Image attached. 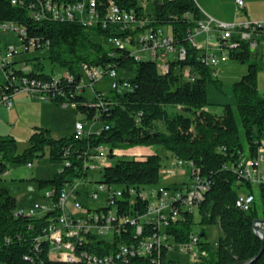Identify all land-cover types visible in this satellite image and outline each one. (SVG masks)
<instances>
[{"label":"trees","instance_id":"16d2710c","mask_svg":"<svg viewBox=\"0 0 264 264\" xmlns=\"http://www.w3.org/2000/svg\"><path fill=\"white\" fill-rule=\"evenodd\" d=\"M11 1L0 0V23L12 22L25 28L21 42L26 49L20 54L27 52L28 43L33 40L34 51L48 49L50 62L66 71L63 75L48 74L38 57H17L10 74L15 80L11 92L14 93L23 80L34 81V87L46 95L48 101L57 105L73 104L85 121L99 123L100 128L85 127L81 137L72 132L58 139L40 129L30 136L28 147L20 153L12 137L0 136V180L9 163L27 165L45 150L50 163L61 165V170L50 179H32L37 182L41 197L44 192L52 191L46 211L28 214L6 189L0 188V264L149 263L150 258L157 257L156 253L146 257L121 255L120 247L129 248L152 235L156 228L151 222L143 224L140 235L134 233V226L129 222L123 221L119 226L116 220H112V224L119 227V231L109 239L88 231L84 239L75 243L72 262L52 257L47 236L59 215L58 195L77 179H89L92 183L120 190L121 197L113 198L118 218L126 220L132 212L144 215L147 201L141 200V194L149 195L152 188H160L162 157L158 147L167 151L174 162L180 161L189 169V179L199 177L208 185L194 212H188L179 202H172L179 216L169 220L164 234L174 244H184L193 233V226H200V231L194 234L198 238L196 245L204 255L194 264H264V249L260 252L261 242L252 228L253 220H264V183L256 186L260 216L253 208L254 203L248 212L239 210L235 207V199L240 193L253 194V185L240 170L233 168L237 159L245 155L241 149V132L250 133L253 128L264 127V100L257 90V74L264 63L257 61L255 51L251 52L246 42L228 51L227 59L246 65V73L232 86L235 106L224 105L221 112L215 114L206 109V84L218 82L214 67L207 65V55L187 40L191 29L201 19L194 0H152L148 11L137 0H96L95 21L90 25L77 18L57 20L46 10L43 19L35 21L33 17L46 2L58 10L75 0H16V5ZM110 4L149 20L153 32L157 27H166L172 44L185 49V58H170L168 70L160 72L148 53L147 59H143L142 55H132L127 47L110 45L106 48L92 41L91 33L105 40L110 36L122 40L130 36V32L113 33L102 28ZM258 34L264 42V29ZM21 64L27 65L29 70L23 71ZM83 67L102 69L104 75L114 70L116 87L108 94H101L93 85L92 96L86 97L85 91L78 89ZM184 68H189L192 80L182 77ZM120 70L134 72V76L119 78ZM124 83L130 87H124ZM43 84L46 89L42 88ZM100 146L107 149L106 161L99 178L92 180L86 170L91 161L89 155ZM141 147L156 150L138 156L117 154ZM260 148L264 161V142L260 139L248 146L247 156L257 159ZM84 209L89 215L98 216L89 220L97 226L104 222L109 210L100 203H85ZM213 225H218L221 233L214 246L207 242L204 231L205 227ZM159 257L166 264L177 263L164 248Z\"/></svg>","mask_w":264,"mask_h":264},{"label":"built area","instance_id":"2783aa9c","mask_svg":"<svg viewBox=\"0 0 264 264\" xmlns=\"http://www.w3.org/2000/svg\"><path fill=\"white\" fill-rule=\"evenodd\" d=\"M138 3L145 8L147 2L152 0H137ZM237 10L243 8V0H232ZM11 3L16 5V0H12ZM95 5L96 0H75V2L60 6L58 10L56 7H52L48 2L44 6H40L38 12L33 13L35 21L43 19L45 13L52 12V15L57 20H72L77 18L83 20L89 25L94 23L95 18ZM86 15L88 19H84ZM102 28L109 29L114 33L130 32L125 40L121 38L110 36L106 40L114 47H127L132 55H137L139 52H147L151 58H153L158 66L160 72H166L169 68L170 54L174 55V59H184L186 51L183 47H176L172 44L173 39L169 31H163L160 28H155L153 32L150 26V21L136 17L133 11H126L119 8L117 5L110 4L107 10V15L101 23ZM135 29L139 30V35L136 38L133 36ZM264 29V21L256 22H245V23H223L214 20L213 18L200 19L196 26L191 29L190 35L187 37L188 43L195 47L197 50L205 53L206 64L215 67L220 60L227 59V53L230 49H236L240 42H246L251 52L255 51L260 41L263 42L258 34L259 30ZM215 30L217 33V43L209 48L207 35L210 31ZM258 31V32H257ZM11 37H18L21 44V50L25 47L22 45L21 39L26 34L24 27L12 23L2 22L0 23V105L9 109L13 106V98L15 94L19 92H27L30 94L37 95L40 100L48 101L46 95L34 87V81L27 82L23 80L19 84V88L15 92H11V87L14 85V78L10 77L12 67L14 66L13 61L17 58L21 51H16V47L9 41L7 34ZM132 34V35H131ZM205 36V44L201 45L196 41L198 35ZM132 40L134 44L132 43ZM264 43V42H263ZM136 45L140 46L139 48ZM136 48V49H134ZM26 49V48H25ZM34 41L31 40L28 43L27 52L34 51ZM43 50V49H42ZM226 51V54L221 52ZM26 52V51H25ZM23 71H28L27 65H20ZM82 78L85 74L91 83V88L94 82L104 76L102 69L98 68H87L81 69ZM189 68H184L182 71V77L185 79L192 80ZM107 75L111 79L110 89L116 87V73L114 70L108 71ZM124 87L129 88L128 83L123 84ZM43 89H46V85H42ZM78 89L85 91V85L83 80L79 85ZM73 104H62L61 106L66 107ZM94 123V122H93ZM75 130L73 133L77 137H81L84 134V123L78 121L74 126ZM262 149L258 150L257 159L253 160L247 155H242L237 159V163L234 164L233 168L240 170L244 174L245 178L253 185L264 183V168H263V157ZM107 149L105 147H98L95 151L89 155L90 162L88 163V175L91 171L98 172L102 171L103 165L106 161ZM27 167H31V163L27 164ZM174 167L182 169L183 163L180 161L174 162ZM5 175V174H4ZM90 177V175H89ZM91 178V177H90ZM82 186L81 189L79 186ZM207 183L204 179L199 177L190 178L184 185L175 187L174 190L169 188L160 187L152 188L149 195L141 194V200L147 201V211L144 215H136L130 213L126 220L118 218L115 215V204L113 198L121 197V191L118 189H110L102 184L92 183L89 179L82 180L77 179L71 182L60 194L58 195V207L59 215L55 219L54 225H52L48 232V240L51 244V255L55 259H59L63 262H72L75 259L74 250L75 243L81 241L85 237V233L93 231L96 234L103 236L113 237L115 233H118L119 227L112 224V220H116L120 226V223L125 221L129 222L134 226V233L140 235L142 233V226L146 222H151L155 225L156 231L152 235L148 236L137 242L136 244L120 247V254L129 253L131 256H151L156 253L157 257L150 258V262L147 264H166L161 261L159 252L164 248L167 254L171 255L172 251L176 249L182 254L188 255V261L185 263H173V264H194L200 255H204L197 247L198 238L194 233L189 235L187 243L176 245L172 239L164 234V227L168 224L169 220H175L179 216V212L174 208L172 202H179L182 208H186L188 212L196 211L201 200L203 199V193L207 190ZM133 191H130L132 195ZM50 194L52 191L44 192L42 195V201L35 203L31 208L25 211L28 214H35L37 210L46 211L48 210V203ZM70 196H73V207L76 210H84L81 214H71L66 207V202ZM86 199L94 202V204L106 205L109 210L107 215L104 217V222L97 226L90 224L89 220L98 217L97 215H89L85 212L84 204ZM46 201V203H43ZM132 202V201H131ZM88 203V202H87ZM254 203V195L250 193H240L235 199V207L239 210L248 212ZM102 217V216H101Z\"/></svg>","mask_w":264,"mask_h":264},{"label":"rangeland","instance_id":"374dc122","mask_svg":"<svg viewBox=\"0 0 264 264\" xmlns=\"http://www.w3.org/2000/svg\"><path fill=\"white\" fill-rule=\"evenodd\" d=\"M197 6L203 13V8L201 2H204L209 6L210 10L214 11L217 17L214 18L218 21H222L224 17L228 14L230 17L234 16L235 6L232 0H194ZM244 1V0H243ZM203 3V4H204ZM205 5V4H204ZM151 4L147 2L145 8L148 11ZM258 7V15L264 14V2L256 5ZM244 16L240 11L238 13V20ZM84 19H88L86 15L83 16ZM221 19V20H219ZM235 20V19H234ZM237 21V20H236ZM161 30L168 31L166 27H161ZM139 35V30L135 29L133 36L136 38ZM8 42L10 41L15 47L16 51H21V44L18 37H11L7 34ZM92 41L96 43H101L103 46L108 48L110 44L107 40L102 37L91 33ZM200 40V38H199ZM212 41V42H211ZM209 41L211 45H215L216 42L213 40ZM137 48L140 46L136 45ZM258 51H260L257 61L260 64L264 63V43L260 41ZM49 51L44 49L43 51H29L19 54L17 57L19 59H32L38 57L40 62L44 67L45 73H53L54 75H63L66 71L65 69L53 64L49 60ZM143 59H147L146 55L141 56ZM82 71V70H81ZM246 73V65L237 64L229 59L220 60L219 63L214 67V76L218 80L217 83L213 81H208L206 84V94H207V107L206 109L212 113L219 114L221 108L224 105L235 106V96L232 94L233 84L240 79V77ZM119 78H132L134 72L127 73L122 70L118 72ZM83 84L85 85L84 95L88 98L92 96V88L89 79L86 75H83ZM111 79L108 75H104L98 78L94 82V89L99 91L101 94H108L110 91ZM257 90L259 96L264 100V66L261 67L257 74ZM14 106L12 108H5L0 105V136H10L15 140L16 151L18 153L22 152L29 145L30 136L37 130H47L49 134L55 138L66 137L71 134L75 128V123L81 121L84 126L88 128L91 126V122H87L84 116L77 113L73 107L70 105L63 107L57 105L50 101H42L37 95L30 94L27 92H19L15 94ZM100 128V124L96 123L93 129ZM260 134V135H259ZM241 149H243V154L247 155V148L252 145L253 141H258L259 139L264 142V127L261 129L253 128L250 133L241 132ZM156 150V148H146L141 147L137 149H130L126 151H119L117 154H127V155H141L142 152H151ZM158 153L162 157V168L159 175L158 187L169 188L171 191L175 187L186 184L189 180L190 171L188 168L183 167L182 169L178 167H173L171 163L172 159L170 154L165 151L162 147H158ZM61 170L60 164H52L49 162L48 153L45 150L43 155L34 157L31 160V167H27L25 164L17 165L9 163L7 165L6 175L0 180V188L6 189L11 196L16 199L17 205L19 207L29 209L35 203L41 202L43 199L41 197V191L37 186L36 180H47L52 178L56 173ZM90 177L92 180L99 178L98 172L91 171ZM81 189L83 187L79 186ZM254 195V205L253 208L256 209L258 216H260V202L258 198V191L256 186H253ZM86 203L97 205L91 203V201L86 199ZM46 203V201H43ZM67 210L72 214H81L84 210H76L73 207V196H70L66 202ZM260 219V218H259ZM193 233H198L200 231V226H193ZM206 233L207 242L214 246L217 242L219 236H221L219 226H207L204 228ZM109 239L110 237H106ZM172 257H174L179 263H185L188 261V255L182 254L178 249L172 251Z\"/></svg>","mask_w":264,"mask_h":264},{"label":"crops","instance_id":"0c3cea01","mask_svg":"<svg viewBox=\"0 0 264 264\" xmlns=\"http://www.w3.org/2000/svg\"><path fill=\"white\" fill-rule=\"evenodd\" d=\"M264 2V0H244V6L243 8L237 10V8L235 7V13H234V16L233 17H230L228 14L226 15V17L222 18L223 20L222 21H219V22H223V23H245V22H256V21H264V14L262 15H258V13L256 12L258 7L256 5H258L259 3H262ZM204 2H201V6H202V10H203V13L201 12L200 10V14H201V19H206L208 17L210 18H216L217 15L214 14V11H212V9L210 10L209 6H207L206 3ZM233 3V2H232ZM234 4V3H233ZM235 6V5H234ZM200 9V8H199ZM242 12V14L244 16H242L239 20H238V13L239 12ZM213 18V19H214ZM217 18H221V17H217ZM235 19V20H234ZM216 20V19H214ZM221 20V19H219ZM237 20V21H236ZM218 21V20H216ZM169 31V30H168ZM200 38V40H199ZM213 40L214 42L217 43V33L215 30H212L209 32V34L207 35V41H208V45H209V48H211L213 45L210 44L209 41ZM196 41L201 44V45H204L205 44V36L202 34V35H198L197 38H196ZM212 42V41H211ZM263 43V42H262ZM259 47V46H258ZM136 49V48H134ZM147 52H139L137 53V55H147L146 54ZM223 54H226V51H223L221 52ZM255 53L257 54V56H259V53L260 51H258V48L255 50ZM170 58H173L174 55L173 54H170L169 55ZM226 60V58L224 59ZM14 103V101H13ZM14 106V104H13ZM96 125V122L94 123H91V126H89L88 128L89 129H92V130H96V129H93V127ZM143 154H146V153H149V152H142ZM170 158L172 159L171 163L174 164V159L170 156ZM172 164V165H173ZM6 175V173H5ZM72 214V213H71Z\"/></svg>","mask_w":264,"mask_h":264},{"label":"water","instance_id":"95a60500","mask_svg":"<svg viewBox=\"0 0 264 264\" xmlns=\"http://www.w3.org/2000/svg\"><path fill=\"white\" fill-rule=\"evenodd\" d=\"M173 167H174V164H173ZM263 226H264V220H262V219L253 220V223H252L253 232L259 238V240L261 242L260 252H262L263 249H264V230H263ZM236 264H245V263L244 262H238Z\"/></svg>","mask_w":264,"mask_h":264}]
</instances>
